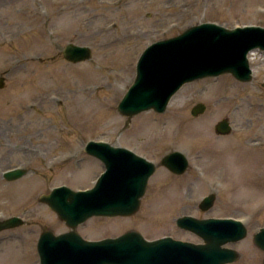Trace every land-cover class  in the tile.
I'll return each instance as SVG.
<instances>
[{"label":"rangeland","instance_id":"rangeland-1","mask_svg":"<svg viewBox=\"0 0 264 264\" xmlns=\"http://www.w3.org/2000/svg\"><path fill=\"white\" fill-rule=\"evenodd\" d=\"M208 21L264 26V0H0V217L28 221L0 232V264H40L43 229H69L39 198L57 185L94 184L104 165L84 151L91 139L126 146L157 169L135 213L92 216L77 228L83 236L101 239L135 229L148 239L201 242L176 219L232 216L245 221L248 234L228 243L240 256L227 264L263 263L254 233L264 226V50L249 54L250 81L229 72L188 81L164 112L142 111L126 128L117 109L150 43ZM69 42L91 46L92 57L67 60L61 47ZM187 86L194 88L184 92ZM199 102L206 109L193 115ZM224 117L232 124L228 134L215 129ZM242 134L246 143H237ZM174 150L189 159L183 173L160 163ZM19 165L27 167L24 176L3 177ZM212 192L213 206L201 209Z\"/></svg>","mask_w":264,"mask_h":264},{"label":"water","instance_id":"water-1","mask_svg":"<svg viewBox=\"0 0 264 264\" xmlns=\"http://www.w3.org/2000/svg\"><path fill=\"white\" fill-rule=\"evenodd\" d=\"M255 48L264 50L263 26L229 28L214 22L191 25L178 35L151 43L140 55L135 79L118 104V110L126 116L125 127L142 111H165L185 82L226 72L242 81L251 80L248 53ZM62 52L74 62L92 56L90 46L73 42L63 46ZM3 84L2 77L0 86ZM205 109L204 103H197L192 114L198 115ZM231 129L228 117L216 124L218 133L226 134ZM85 149L104 162L105 171L91 188L75 190L61 185L40 196L71 228L59 234L51 229L41 233L38 240L41 264H226L240 256L239 251L227 244L243 239L248 228L233 217H178V225L198 234L204 240L200 243L171 236L148 240L137 230L97 240L82 236L77 226L94 215H130L137 211L149 178L156 170L152 160L107 141L90 140ZM161 163L175 173H183L189 160L182 151L174 150ZM26 172L25 168H14L4 176L15 179ZM215 199V193L206 195L200 208L210 209ZM24 223L18 215L0 219V231ZM254 241L264 250V227L254 234Z\"/></svg>","mask_w":264,"mask_h":264},{"label":"bare ground","instance_id":"bare-ground-1","mask_svg":"<svg viewBox=\"0 0 264 264\" xmlns=\"http://www.w3.org/2000/svg\"><path fill=\"white\" fill-rule=\"evenodd\" d=\"M253 53V52H252ZM254 56H252V58H253ZM193 86H187L186 88H185V90H184V92H189L190 90H193ZM177 98V95H175L174 96V98H173V100H172V104H173V106L175 107V108H177V107H179L180 106V102H179V100H178V98ZM195 132H196V134H198V133H203V130H202V128H197L196 130H195ZM254 135H258V133H255ZM253 135V136H254ZM246 135H239V139H238V141H237V143H241L242 144V142L243 143H246ZM245 141V142H244ZM235 144V143H234ZM236 146V145H235Z\"/></svg>","mask_w":264,"mask_h":264}]
</instances>
